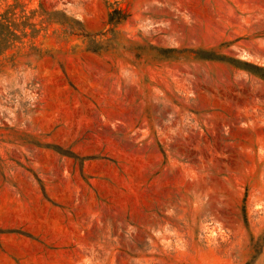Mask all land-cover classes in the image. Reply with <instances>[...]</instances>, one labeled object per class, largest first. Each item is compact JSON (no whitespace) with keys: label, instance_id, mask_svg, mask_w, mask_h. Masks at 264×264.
Segmentation results:
<instances>
[{"label":"rangeland","instance_id":"374dc122","mask_svg":"<svg viewBox=\"0 0 264 264\" xmlns=\"http://www.w3.org/2000/svg\"><path fill=\"white\" fill-rule=\"evenodd\" d=\"M0 264H264V0H0Z\"/></svg>","mask_w":264,"mask_h":264}]
</instances>
